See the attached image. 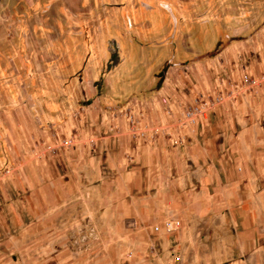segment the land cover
Segmentation results:
<instances>
[{
	"label": "rangeland",
	"instance_id": "obj_1",
	"mask_svg": "<svg viewBox=\"0 0 264 264\" xmlns=\"http://www.w3.org/2000/svg\"><path fill=\"white\" fill-rule=\"evenodd\" d=\"M216 96L199 120L213 124L215 140L197 148L210 155L186 173L224 181L228 165L235 218L264 224V0H0V264H216L199 255L227 210L193 211L179 259L183 236L135 214L159 183L127 178L129 156L90 155V139L119 125L143 138L152 121L181 124L186 105ZM197 184L183 189L191 203Z\"/></svg>",
	"mask_w": 264,
	"mask_h": 264
},
{
	"label": "crops",
	"instance_id": "obj_2",
	"mask_svg": "<svg viewBox=\"0 0 264 264\" xmlns=\"http://www.w3.org/2000/svg\"><path fill=\"white\" fill-rule=\"evenodd\" d=\"M178 88L179 87L176 89ZM188 89L189 88L186 87V90L179 92L178 96L176 95L177 98L185 99L187 96H190L191 93ZM159 94H162V92ZM162 102L165 103V100ZM141 125L140 123L138 124L136 127L137 131L141 128ZM187 126L188 125L182 126L181 124L165 126L154 124L152 121L151 125L145 127L146 130L150 132H146V135L144 132L143 138H139L135 135L133 136L134 138L130 139L128 137H123L122 132L125 128L119 125L112 130L114 133L118 132L112 134L114 137L112 139H103L99 140V142L95 139H90V142L93 144V152L89 154L93 155V157L99 155L100 158L105 161L111 160L116 162H121L124 156L126 158L129 156L130 160L132 159L134 163L131 165V171L127 175V178L132 179L136 177L137 179L139 178L138 182H140V177H147L150 184H152L153 181L156 184L157 182L159 183L155 189V194L157 195L156 201H153L152 205H147V207L140 204V208H134L135 214L137 217H140L139 220L142 224L150 223L148 220H152L153 222L158 221L159 224L154 226L159 227L160 233L167 235L175 233L178 237L183 236L180 240L181 242L177 243V247L180 249L179 259L185 256L183 251L186 244L184 231L186 227L189 226L188 223L191 217H193L192 215H195L193 211H208L209 209L212 210L215 208L227 210L230 218L220 217L211 220L216 224H211L210 226L218 225V228H216L215 233H211L206 237L205 249L201 250L199 256L215 259L217 261L216 264H264V233L258 232L259 226L264 224H261L259 218L253 221L247 219V217L241 218V221L235 218V214L237 213V206L235 204L240 200L239 193L237 192L239 185L230 177L231 170L228 165H221L224 171V181L219 171L216 172L215 178L210 181H208V175H206L205 172L197 177L196 175H192V172L186 173L187 162L198 163L200 160L205 162L204 159L207 155H210L208 153L209 147L205 146L202 150V154L201 150H197L198 146L215 140L212 134L210 135V140L207 137V135L210 134L208 131L213 127V124L207 121V119L204 122L199 121V123L191 127ZM153 130H161V132H165V130H167V132L170 131L169 136L171 137L165 140L159 133L152 134L151 131ZM246 134L247 133L244 131V133L242 135L239 134V136L241 138ZM115 135L117 136L115 137ZM177 138L178 141H176ZM222 140L225 144L227 141L225 135H218L217 143ZM231 140L232 139H230V141ZM230 141L228 144L231 143ZM169 142L176 144L172 145L171 143L169 144ZM211 155H213V158H211L210 161L214 167L216 155ZM226 160L223 158L220 162H224L225 164L228 161L236 162L229 158ZM190 178H196L198 181L195 187L198 188L200 197L196 203H191L190 199L187 197L188 193H185L183 190L184 187L188 185ZM210 192L212 193V197L209 196ZM219 196L222 198H219ZM206 214L207 212L205 215ZM246 215L247 214H244V216ZM165 221H179V223L181 222L182 229L179 230V226L178 229L167 232L164 229ZM252 222L257 228L255 232L249 228ZM240 226L242 230L238 229ZM209 247L210 249H208ZM188 255H190V253L186 256Z\"/></svg>",
	"mask_w": 264,
	"mask_h": 264
},
{
	"label": "built area",
	"instance_id": "obj_3",
	"mask_svg": "<svg viewBox=\"0 0 264 264\" xmlns=\"http://www.w3.org/2000/svg\"><path fill=\"white\" fill-rule=\"evenodd\" d=\"M248 81L249 80L247 79V82ZM251 82L252 84H254L253 81ZM220 102H221L220 96H216L214 98V101L213 99H203V98L194 99L190 104L186 105L183 108L181 125L186 126V125L196 124L200 119H202L205 116L206 111L210 110L214 105H217ZM179 226H180L179 221L164 222V229L167 232L178 229ZM152 230L153 232H159V227L154 226Z\"/></svg>",
	"mask_w": 264,
	"mask_h": 264
}]
</instances>
